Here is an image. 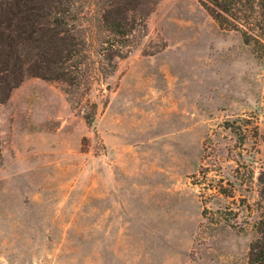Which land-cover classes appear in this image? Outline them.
<instances>
[{
    "label": "rangeland",
    "instance_id": "374dc122",
    "mask_svg": "<svg viewBox=\"0 0 264 264\" xmlns=\"http://www.w3.org/2000/svg\"><path fill=\"white\" fill-rule=\"evenodd\" d=\"M140 42L76 97L29 76L0 106V264H248L264 55L199 0H158Z\"/></svg>",
    "mask_w": 264,
    "mask_h": 264
},
{
    "label": "trees",
    "instance_id": "16d2710c",
    "mask_svg": "<svg viewBox=\"0 0 264 264\" xmlns=\"http://www.w3.org/2000/svg\"><path fill=\"white\" fill-rule=\"evenodd\" d=\"M158 0H0V106L27 77L60 81L76 97L140 45ZM225 30L239 32L264 55V0H199ZM97 103L84 114L95 121ZM262 209L248 264H264V170L258 177Z\"/></svg>",
    "mask_w": 264,
    "mask_h": 264
}]
</instances>
